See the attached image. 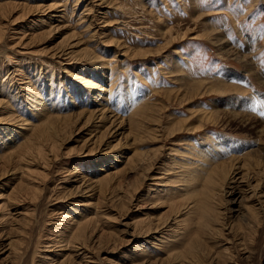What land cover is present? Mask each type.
<instances>
[{"label":"rangeland","instance_id":"374dc122","mask_svg":"<svg viewBox=\"0 0 264 264\" xmlns=\"http://www.w3.org/2000/svg\"><path fill=\"white\" fill-rule=\"evenodd\" d=\"M0 101V264H264V0H0Z\"/></svg>","mask_w":264,"mask_h":264},{"label":"bare ground","instance_id":"6f19581e","mask_svg":"<svg viewBox=\"0 0 264 264\" xmlns=\"http://www.w3.org/2000/svg\"><path fill=\"white\" fill-rule=\"evenodd\" d=\"M52 10H53V9H52ZM62 12H63V11H62ZM62 12H61V13H62ZM49 17H50V16H49ZM44 19H45V18H44ZM45 20H46V19H45ZM42 22H43V20H42ZM43 23H45V22H43ZM43 23H42V24H43ZM206 32H207V31H206ZM215 34H216V33H215ZM212 35H214V34H212ZM172 36H173V35H172ZM214 36H215V35H214ZM215 38H216V37H215ZM220 46H221V45H220ZM218 47H219V46H218ZM220 52H221V51H220ZM222 52H223V51H222ZM222 52H221V53H222ZM226 52H227V51H226ZM226 54H227V53H226ZM236 54H237V53H236ZM71 55H72V54H71ZM72 57H73V56H72ZM241 58H242V57H241ZM251 59H252V58H251ZM241 61H242V60H241ZM245 62H246V61H245ZM245 65H246V64H245ZM250 65H253V64H251V62H250L249 66H250ZM254 65H255V64H254ZM246 68H247V67H246ZM248 69H250V68H248ZM251 69H252V68H251ZM256 74H257V73H256ZM60 76H61V75H60ZM83 79H84V78H83ZM93 82H94V81H93ZM89 84H91V83H89ZM95 84H96V83H95ZM35 85H36V84H35ZM87 85H88V84H87ZM214 85H215V84H214ZM96 86H97V85H96ZM220 86H221V85H220ZM31 87H32V86H31ZM93 87H94V86H93ZM215 87H216V86H215ZM49 88H50V87H49ZM216 88H217V87H216ZM231 88H232V87H231ZM4 89H5V88H4ZM30 89H31V88H30ZM211 89H212V88H211ZM213 89H214V88H213ZM28 90H29V88H28ZM31 90H32V89H31ZM196 90H197V89H196ZM228 90H229V89H228ZM214 91H216V90H214ZM50 92H51V91H50ZM50 92H49V93H50ZM219 92H220V91H219ZM223 92H224V91H223ZM42 93H43V92H42ZM42 93H41V94H42ZM51 94H52V93H51ZM51 94H50V95H51ZM94 100H95V99H94ZM0 102H1V101H0ZM2 102H3V101H2ZM4 104H5V103H3V106H4ZM145 105H146V103H145ZM147 106H148V103H147L146 107H147ZM149 106H151V104H150ZM146 107H142V108L144 109V108H146ZM5 108H7V107H5ZM15 108H16V107H15ZM3 109H4V107H3ZM8 109H9V108H7V110H8ZM36 109H37V108H36ZM45 109H46V108H45ZM143 109H142V110H143ZM149 109H150V107H149ZM38 110H40V109H38ZM38 110H37V112H38ZM8 111H9V110H8ZM104 111H105V110H104ZM138 111H139V109H138ZM3 112H4V111H3ZM42 112H43V111H42ZM95 112H96V111H95ZM107 112H108V111H107ZM141 112H142V111H141ZM143 112H144V111H143ZM149 112H150V111H149ZM149 112H148V113H149ZM195 112H197V111H195ZM204 112H205V111H204ZM215 112H216V111H215ZM215 112H213V114H214ZM225 112H226V111H225ZM8 113H9V112H8ZM44 113H45V112H44ZM138 113H139V112H138ZM144 113H145V112H144ZM216 113H217V112H216ZM12 114H13V113H12ZM36 114L39 115L38 113H36ZM83 114H84V113H83ZM236 114H237V113H236ZM9 115H11V114H9ZM42 115H43V114H42ZM44 115H45V114H44ZM93 115H94V114H93ZM135 115H136V113H135ZM141 115H142V113H141ZM141 115L139 114V116H141ZM149 115H150V114H149ZM154 115H157V114H154ZM205 115H206V114H205ZM210 115H211V114H210ZM220 115H221V114H220ZM47 116H48V115H47ZM104 116H105V115H104ZM111 116H112V115H111ZM13 117H14V116H13ZM42 117H43V116H42ZM42 117H41V118H42ZM45 117H46V116H45ZM143 117H144V116H143ZM155 117H156V116H155ZM155 117H154V118H155ZM158 117H159V116H158ZM248 117H249V115H248ZM39 118H40V117H39ZM41 118H40V119H41ZM104 118H105V117H104ZM156 118H157V117H156ZM246 118H247V117H246ZM249 118H250V117H249ZM5 119H6V118H5ZM11 119H12V118H11ZM16 119H17V118H16ZM40 119H39V120H40ZM130 119H132V118H130ZM13 120H15V119H13ZM13 120H12V121H13ZM53 120H54V119H47V121H46V119H45L46 122L43 123L44 125H46L45 128L47 127V125H51V124L53 123V122H52ZM66 120H67V119H66ZM101 120H102V119H101ZM132 120H133V119H132ZM216 120H217V119H216ZM216 120H215V121H216ZM249 120H250V119H249ZM252 120H253V119H252ZM4 121H5V120H4ZM6 121H8V120H6ZM102 121H103V120H102ZM113 121H115V120H113ZM134 121H135V120H134ZM144 121H145V120H144ZM209 121H210V120H209ZM42 122H43V121H42ZM124 122H125V121H124ZM130 122H131V121H130ZM172 122H174V121H172ZM2 123H3V122H2ZM28 123H29V122H28ZM135 123H136V122H135ZM165 123H166V122H165ZM168 123H169V122H168ZM21 124H22V123H21ZM122 124H123V123H122ZM144 124H145V123H144ZM113 125H114V124H113ZM24 126H25V125H24ZM32 126H33V125H32ZM32 126H30V127L32 128ZM58 126H59V125H58ZM58 126H57V128H59ZM143 126L145 127V125H143ZM146 127H147V126H146ZM151 127H152V126H151ZM186 127H187V126H186ZM45 128H44V129H45ZM147 128H148V127H147ZM179 128H180V126H179ZM179 128H178V129H179ZM187 128H188V127H187ZM191 128H192V127H190V129H191ZM174 129H175V128H174ZM199 129H200V128H199ZM53 130H54V129H53ZM176 130H177V129H176ZM176 130H175V131H176ZM184 130H185V129H184ZM144 131H147V130H144ZM16 132H17V131H16ZM26 135H27V134H26ZM158 138H159V137H158ZM158 138H157V139H158ZM3 140H4V139H3ZM228 142H229V141H228ZM232 142H233V141H232ZM27 143L30 144V145L27 146V148H29V147L32 145V143H35L34 145L38 144V142H37L35 139H34V140H31V141H28ZM226 143H227V142H226ZM233 143H234V142H233ZM229 144H230V142H229ZM38 145H39V144H38ZM226 145H227V144H226ZM3 147H4V146H3ZM226 147H227V146H226ZM14 148H15V147H14ZM37 148H38V151H39L38 154H39L40 156L43 155L44 152L42 151V150H43L42 147H41V146H38ZM228 149H229V148H228ZM263 150H264V149H263ZM254 151H255V150H254ZM254 151H252V152H254ZM13 152H14V151H13ZM249 152H250V151H249ZM143 153H144V152H143ZM218 153H219V151H218ZM11 155H12V154H11ZM14 155H15V154H14ZM255 155H258V154H255ZM19 156H20V155H19ZM23 156H24V154H23ZM213 156H214V155H213ZM246 156H247V155H246ZM248 156H249V155H248ZM1 157H2V156H1ZM10 157H12V156H10ZM14 157H15V156H14ZM110 157H111V155H110ZM210 157H211V156H210ZM252 157H253V156H252ZM252 157H251V158H252ZM254 157H255V156H254ZM12 158H13V157H12ZM18 158H19V157H18ZM18 158H17V159H18ZM31 158H32V157H31ZM112 158H113V157H112ZM255 158H256V157H255ZM255 158H254V159H255ZM257 158H258V157H257ZM105 159H106V158H105ZM212 159H213V158H212ZM231 159H232V158H231ZM246 159H247V158H246ZM15 160H16V159H15ZM19 160H20V159H19ZM108 160H109V159H108ZM118 160H120V159H118ZM249 160L251 161L252 159H249ZM256 160H257V159H256ZM11 161H13V159H12ZM16 161H17V160H16ZM32 161H33V160H32ZM116 161H117V160H116ZM246 161L248 162V160H246ZM246 161H245V162H246ZM260 161H261V158H260ZM1 162H2V161H1ZM3 162L5 163V161H3ZM6 162H8V161H6ZM22 162H23V161H22ZM35 162H36V161H35ZM168 162H169V161H168ZM217 162H218V161H217ZM12 163H13V162H12ZM219 163H220V162H219ZM251 163H252V162H251ZM256 163H257V162H256ZM6 164H8V163H6ZM247 164H248V163H247ZM201 165H202V164H201ZM214 165H216V164H214ZM217 165H218V164H217ZM237 165H238V164H237ZM252 165H253V163H252V164H249L250 167H251ZM185 166H186V165H185ZM209 166H210V165H209ZM218 166H220V165H218ZM262 166H263V165H262ZM206 167H207V166H206ZM233 167H234L233 165L230 166V162H227V163H225L223 166H221V168L218 170V172H217V169H218V168L215 170V174L217 173V175L213 177V180L211 181V183L215 182V183L217 184V185H216V184H215V185L218 186V187H219V190H220V191L217 190L218 192H221V189L224 187V184H225V182H226L228 179H230L231 177H233L232 179H233V182H234L235 178H236L238 175L242 174V172H243L242 170L246 168V167L244 168V165H243V166H240V167H236V168H235V167L233 168ZM201 168H202V167H201ZM201 168H199V169H201ZM213 168H214V166H213ZM255 168H256V167H255ZM163 169H166V168H163ZM210 169H212V167H211ZM210 169H209V170H210ZM103 170H104V169H103ZM103 170H102V171H103ZM166 170H169V169H166ZM196 170H198V169H196ZM204 170H205V167H204ZM191 171H192V170H190V172H191ZM200 171H201V170H200ZM200 171L198 172L199 174H200ZM212 171H213V170H211V173H212ZM103 172H104V171H103ZM106 172H107V171H106ZM161 172H162V171H161ZM163 172H164V170H163ZM244 172H245V171H244ZM198 173H196L197 176H198ZM206 173H207V171H206ZM247 173H248V172H247ZM188 174H189V172H188ZM190 174H191V173H190ZM190 174H189V176H190ZM192 174H195V171H194V173H192ZM208 174H210V173L208 172V173H207V176H208ZM234 174H235V175H234ZM74 175H75V174H74ZM201 175H202V174H201ZM203 175H204V174H203ZM203 175H202V176H203ZM232 175H234V176H232ZM106 176H109V174H106ZM114 176H115V174H114ZM191 176H192V175H191ZM197 176H196V177H197ZM204 176H205V175H204ZM210 176H211V175H209V180L207 179L208 181L205 180V177H206V176L203 177V178H204V180H205L206 182H209V181H210ZM212 176H213V175H212ZM212 176H211V179H212ZM241 176H243V175H241ZM244 176H245V174H244ZM110 177H111V175H110ZM183 177H184V176H183ZM194 177H195V175H194ZM200 177H201V176H199L198 178H200ZM108 178H109V177H108ZM198 178H197V179H198ZM207 178H208V177H207ZM189 179H190V178H189ZM201 179H202V178H200L199 180H201ZM185 180H186V179H185ZM185 180H184V182H185ZM199 180H198V181H199ZM202 180H203V179H202ZM204 180L202 181V182H204L203 185L206 184V182H205ZM192 181H193V180H192ZM190 182H191V181H190ZM190 182L188 181L187 183H190ZM161 184H162V183H161ZM180 185H181V184H180ZM208 185H210V184L208 183ZM208 185H207V186H208ZM215 185H214V186H215ZM205 186H206V185H205ZM205 186H204V188H205ZM208 187H209V186H208ZM212 187H213V185H212ZM218 187H216V188H218ZM240 187H241V186H240ZM201 188H202V187H200V189H201ZM204 188H202V190H204ZM213 188H214V187H213ZM213 188H212V190H213L212 194L214 193V189H215V188H214V189H213ZM197 189H198V188H197ZM209 189H210V187H209ZM236 189H237V187L234 188L235 191L233 190V194L236 193V191H237ZM241 189H242V188H241ZM20 190H21V189H20ZM192 190H193V189H192ZM198 190H199V189H198ZM202 190H201V191H202ZM210 190H211V189H210ZM210 190H208V191L211 192ZM238 190H239L238 192H240V193L242 192V190H240L239 188H238ZM208 191H207V192H208ZM194 192L196 193V191H194ZM194 192H193V194H194ZM204 192H205V191H204ZM209 192H208V194H209ZM202 193H203V192H202ZM197 194H198V193H197ZM199 194H200V193H199ZM194 195H195V194H194ZM202 195L206 196L205 194H202ZM213 195H214V194H213ZM209 196H210V195H209ZM247 196H248V195H247ZM206 197H207V196H206ZM207 198H208V197H207ZM203 199H204V198H203ZM206 200H207V199H206ZM214 200H215V199H214ZM203 201H204V200H203ZM203 201H202V202H203ZM209 201H210V200H209ZM209 201H208V202H209ZM204 202H207V201H204ZM176 205H177V204H176ZM207 205H208V203H207ZM209 205L211 206V204H209ZM92 206H94V205H92ZM209 208H210V207H209ZM3 209H4V208H3ZM207 210H208V209H207ZM203 213H205V212H203ZM206 217H207V216H206ZM205 220H206V219H205ZM203 221H204V220H203ZM64 242H65V241H64ZM52 245H53V244H52ZM160 245H161V244H160ZM56 248H57V247H56ZM66 249H67V248H66ZM195 251H196V250H195ZM79 253H80V252H79ZM81 254H82V253H81ZM46 256H47V254H46ZM145 256H146L147 259H148V258H149V259L152 258V257H151V256H152L151 254H147V253H145ZM150 257H151V258H150ZM47 259H48V258H47ZM149 259H148V260H149ZM146 262H147V261H146ZM57 264H58V263H57ZM61 264H62V263H61Z\"/></svg>","mask_w":264,"mask_h":264}]
</instances>
